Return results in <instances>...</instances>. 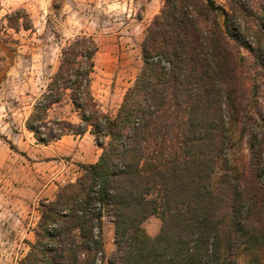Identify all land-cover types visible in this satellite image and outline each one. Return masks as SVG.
Masks as SVG:
<instances>
[{"label":"trees","instance_id":"1","mask_svg":"<svg viewBox=\"0 0 264 264\" xmlns=\"http://www.w3.org/2000/svg\"><path fill=\"white\" fill-rule=\"evenodd\" d=\"M21 11L9 14L12 25ZM23 28H33L29 16ZM261 42L264 0L259 8L251 0H163L114 116L92 91L95 39L83 34L64 45L26 128L43 144L89 130L101 153L40 202L21 264H97L105 258L104 213L115 226L110 264H264L262 86L242 71L240 53L251 51L264 77ZM66 100L79 123L50 117ZM236 128L249 135L246 165L232 157ZM150 216L162 222L155 236L142 228Z\"/></svg>","mask_w":264,"mask_h":264},{"label":"rangeland","instance_id":"2","mask_svg":"<svg viewBox=\"0 0 264 264\" xmlns=\"http://www.w3.org/2000/svg\"><path fill=\"white\" fill-rule=\"evenodd\" d=\"M262 1L251 0L257 8ZM162 6L163 0H0V264H21L35 240L40 202L53 199L60 186L80 176V164L96 162L101 153L89 130L43 144L26 128L34 102L58 67L61 48L78 35L95 39L92 91L103 112L114 116L143 64L146 28ZM17 9H22L19 21L12 25L8 16ZM27 16L33 26L28 30L23 28ZM260 49L264 60V42ZM240 53L245 58L242 71L261 83L258 106L264 108V77L257 75L254 54L245 47ZM250 116L257 123L252 108ZM50 117L80 121L68 100L54 105ZM248 140L249 135L234 129L232 157L237 165L249 160ZM102 220L105 258L97 264H110L115 226L107 213ZM161 224L158 216H150L142 228L155 236Z\"/></svg>","mask_w":264,"mask_h":264}]
</instances>
